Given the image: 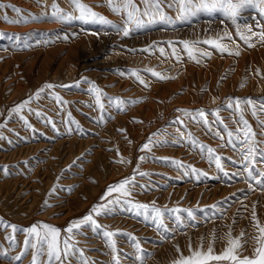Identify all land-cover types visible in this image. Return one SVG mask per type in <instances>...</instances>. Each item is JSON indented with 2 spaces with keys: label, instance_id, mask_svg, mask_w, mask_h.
<instances>
[{
  "label": "rangeland",
  "instance_id": "rangeland-1",
  "mask_svg": "<svg viewBox=\"0 0 264 264\" xmlns=\"http://www.w3.org/2000/svg\"><path fill=\"white\" fill-rule=\"evenodd\" d=\"M53 2L0 0V4L22 9L18 15L12 7L0 8V253H7L0 255V264H31L32 249L21 262L11 259L24 251L26 229L46 223L59 228L63 237L71 222L89 214L93 206L106 203L110 185L131 177L137 187L131 189L129 199L148 204L154 201L161 208L191 209L195 219L182 212L184 226L177 228L174 216L167 214L165 223L170 231L163 233L150 220L119 206L113 213L93 214L106 230L116 233L112 239L120 264H139L137 242L144 250V264H173L181 254H190V245L206 250L212 244L219 254L230 239L236 238H240L241 254L250 256L254 248L251 237L257 234L253 209L264 225V188L246 180V175H232L242 170L241 163H233L241 156L231 146L221 145L227 141L223 125L234 130V120L239 118V113L226 107L230 97L256 102L255 116L251 108L242 105L244 118L256 139L264 141V128L259 124L264 121V111L260 110L264 100V43L253 38L255 46L248 47L237 35V26L241 32L245 25L258 31L256 23L264 24L258 8H245L235 22L219 12L204 13L175 25L133 26L130 34L123 36L118 30L123 24L121 15L113 13L106 0L81 2L116 28L76 18L54 20ZM55 3L72 12L68 0ZM165 11L176 15L174 10ZM4 15L10 21L19 20V16L39 19L11 23L3 20ZM218 38L230 51L240 54H221L210 45L199 44L198 48L211 56L200 57L197 63L188 58L181 43ZM169 42L175 46L179 61L172 55ZM146 48L150 51H143ZM160 48L165 49V55L160 54ZM148 70L166 78L161 80ZM132 71L147 87L131 75ZM48 84L54 87L45 88ZM93 84L101 90L105 104L102 122L91 91ZM117 97L139 102L125 103L124 110L119 111L108 104V98ZM25 101L30 102L20 112L13 111ZM199 109L206 111L211 131L202 121L195 123L180 111L195 113ZM178 128L186 138L176 143ZM217 131L224 140L215 135ZM188 132L215 150L224 171L209 162L207 152L188 142ZM149 140L154 142L150 150H141ZM259 147L264 149V143ZM173 162H180L182 167ZM255 167L264 171V164ZM139 185H148V190ZM117 195L114 192L107 199ZM212 205L218 206L214 216ZM103 231L93 233L84 227V234L73 241L90 264H113L114 254ZM162 234L169 238L162 239ZM9 236L14 239L9 240ZM70 264H80L79 256L72 257Z\"/></svg>",
  "mask_w": 264,
  "mask_h": 264
},
{
  "label": "snow or ice",
  "instance_id": "snow-or-ice-1",
  "mask_svg": "<svg viewBox=\"0 0 264 264\" xmlns=\"http://www.w3.org/2000/svg\"><path fill=\"white\" fill-rule=\"evenodd\" d=\"M40 0H37L39 3ZM69 4L72 6V12H65L60 9L58 4L55 3V0L52 7L51 18L58 21L68 20V19H79L84 22H92L99 23L101 25H107L113 28L117 26L112 23V21L108 20L103 15L95 12L92 8L84 3L81 0H68ZM106 5L109 9L118 15H121L123 20L122 26L119 27V31L122 32L123 36H128L132 27L135 28H143L150 26L152 24H171L175 25L178 22H187L190 18L196 17L200 14H212L219 12L223 14L228 19L233 22L236 21L237 17L240 13L248 7H256L259 10L261 16H264V0H106ZM3 7H12L13 10L19 15L22 12V9L16 8L14 6L8 5L5 6L0 4V8ZM165 8L169 10H174L176 12L175 17H172L165 11ZM78 12V15H74V13ZM47 15V13H45ZM39 19L36 16H19V20H9L7 15L3 16V20L6 22L17 23L21 20L27 19ZM258 31L254 30L252 25H245V30L243 32L240 31L239 26H237V35L240 39L248 46L254 47L255 44L252 42L253 38H256L257 42L264 43V24L259 22L255 25ZM225 36H228L231 39L230 34L225 33ZM67 38V37H65ZM222 38L218 39H204L203 41H193L189 42L187 40L182 41L183 50L187 53L188 58L199 63V58L204 56H211L210 52L202 51L198 48L199 44L210 45L215 48L221 54L228 52L229 55L235 54L239 55V51H235L234 53L229 50L228 46L221 42ZM169 47L172 48V55L177 58L179 61L180 57L176 51L175 46L169 42ZM237 47H239L237 45ZM143 51H150V48H146ZM160 54L165 55V49H159ZM151 74L159 79H165L163 75L154 71L148 70ZM259 74V73H258ZM131 75L134 76L141 84H145V81L141 79L136 71H132ZM241 86H244L243 83ZM54 86L51 84L45 85V88L51 89ZM44 89H40L36 93V97L38 98L40 93L43 92ZM91 91L95 93V102L98 105L100 110L99 121L102 122L104 120V110L105 104L101 102V90L98 89L94 84L92 85ZM55 99L59 102L60 98L55 97ZM229 103L226 105L228 109H232L235 113H239V118L234 120V123L237 127L234 130H229L227 125H223V121H219L220 124L224 126V130L227 133V141L226 144L221 145L231 146V148L238 152L241 156L240 161H233V163H241L243 165L242 170H238L232 175H246V180L255 181L257 185L261 188H264V171L256 169L257 164H264V149L260 148L259 145L264 143V141H258L256 139V133L252 130L248 121L244 118V112L242 105H246L252 110V115L255 116L256 102L252 100V98H228ZM30 101H25L23 104L18 105L13 111L20 112ZM139 101H130L126 102L121 98H108L109 106L113 104L119 111H123V105L125 103H137ZM260 110L264 111V100L260 102ZM184 112V115L190 117L191 120L195 123H200L202 121L203 125L208 129V131L212 130V125L206 119V111L203 109L196 110L195 113H190L187 110H180ZM219 112L217 109L213 114L216 115ZM37 116H40V113H36ZM21 120H24V123L27 127H31L26 119L23 116L20 117ZM51 123V121H47ZM181 125H184V121H179ZM261 128H264V121H259ZM55 128V125H53ZM186 127V125H185ZM179 133L178 140L175 141L179 143V141L185 140V133L182 132L179 128L177 129ZM264 135V133H261ZM217 137L221 140H224L225 137L221 135L220 131L215 133ZM0 139H3L0 136ZM188 142L191 143L194 147H199L202 153L207 152L208 160L210 163L214 162L215 166L218 170L224 171L222 165V158L219 155L215 154V150L207 147L203 144H200L192 135L191 132L187 133ZM154 143L149 140V143H146L142 146L141 150L148 149L150 150V144ZM141 160L144 157H140ZM167 162V158H162ZM176 167H182L180 162H173ZM5 173L7 174V170ZM193 172H196V169H192ZM141 176H146L148 173H139ZM227 176L228 173L225 172ZM137 187L135 184L134 177L122 179L120 182L110 185L105 193L106 203L98 204L92 207L89 214L85 215L79 220H75L69 224L66 228V235L62 237L61 230L55 226L42 223L40 225H33L31 228L26 229L27 238L24 241V251L20 254L12 257L11 259L17 262H21L25 256V253L30 249L34 250L32 252V260L31 264H70L71 258L75 256H79L80 264H90V262L84 257L83 250L77 249L76 244L73 242L77 235H83L82 228L87 227L93 233H96L102 229L103 236L106 238V243L108 247L111 249L114 254L112 257L113 264H120L119 253L116 248L115 241L112 239L114 235H116L113 231L106 230V226L98 223L95 216H100L102 214L113 213L117 210V206L120 207V210L127 212H135L137 216H143L145 221L150 220L156 227L158 231L163 233H168L170 230L165 223L167 218V214H172L174 216V223L177 228H181L184 226V222L181 218L182 212H187V215L190 219L194 220L195 216L191 209H180V208H172L169 209L167 206L161 208L157 207L155 202L142 203L138 201H133L129 199L132 195V188ZM139 187L145 191L148 190V185H139ZM252 185H249L251 188ZM117 193L118 195L113 199H107V197L111 196L112 193ZM45 206H47V201H45ZM217 205L210 206L211 214L214 216L216 214ZM94 214V215H93ZM252 221L253 227L256 231V235L252 236L251 239L254 242V248L252 254L242 255L239 249L241 245L239 243L240 238L230 239L228 242V246L219 254L214 252V248L212 244H209L207 249H203V247H199L196 249H192L191 245L189 246L190 254L188 256H184L181 254L178 259L173 261V264H264V225H261L258 218L256 217L255 209L252 212ZM13 232L16 231L15 226H11ZM244 236V233H241V238ZM162 239H168L169 236L163 235ZM9 240H13L14 237L9 236ZM136 251L139 255L136 256V260L139 264H144L145 256L144 250L141 248L139 242L136 243ZM179 248L177 247V252H179ZM0 255L7 256V253H0Z\"/></svg>",
  "mask_w": 264,
  "mask_h": 264
}]
</instances>
